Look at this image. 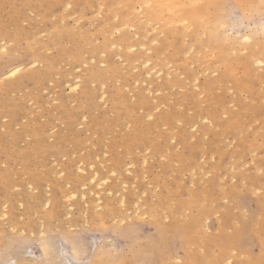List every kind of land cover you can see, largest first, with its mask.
<instances>
[{"label": "rangeland", "instance_id": "1", "mask_svg": "<svg viewBox=\"0 0 264 264\" xmlns=\"http://www.w3.org/2000/svg\"><path fill=\"white\" fill-rule=\"evenodd\" d=\"M217 1L0 0V259L264 264V0Z\"/></svg>", "mask_w": 264, "mask_h": 264}, {"label": "bare ground", "instance_id": "2", "mask_svg": "<svg viewBox=\"0 0 264 264\" xmlns=\"http://www.w3.org/2000/svg\"><path fill=\"white\" fill-rule=\"evenodd\" d=\"M165 6H166V10L170 11L175 9L178 5L181 4L180 0H160ZM189 1H195V0H189ZM204 2V6H201L199 11H204V12H208L209 8L213 5H217L218 1L217 0H202ZM262 36L264 38V31H262ZM4 47V46H3ZM19 71V67L17 66H13L11 68H9L8 70H6L5 72H3L2 76H6V77H11L14 76L17 72ZM14 73V75H13ZM75 85H70L69 87L71 89L74 88ZM40 146V145H39ZM99 184V183H98ZM78 189V188H77ZM70 194H73L70 192ZM122 200V199H121ZM120 202H123L121 201ZM186 242V241H185ZM44 253L47 251V247H45L44 249ZM66 252V250L64 251V253ZM67 253V252H66ZM43 254V253H42ZM74 255L72 256L74 258L76 253H73ZM79 255V254H78ZM67 256V255H66ZM70 256V255H69Z\"/></svg>", "mask_w": 264, "mask_h": 264}, {"label": "snow or ice", "instance_id": "3", "mask_svg": "<svg viewBox=\"0 0 264 264\" xmlns=\"http://www.w3.org/2000/svg\"><path fill=\"white\" fill-rule=\"evenodd\" d=\"M0 51H3L2 48H0ZM14 75V73H13ZM11 251V247H6L4 255L6 258L0 259V264H19L18 260H13L11 257L8 255V253Z\"/></svg>", "mask_w": 264, "mask_h": 264}]
</instances>
